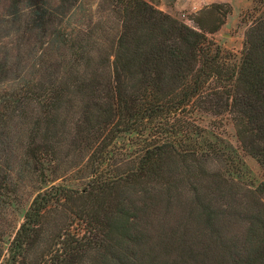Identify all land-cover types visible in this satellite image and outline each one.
Returning a JSON list of instances; mask_svg holds the SVG:
<instances>
[{
	"label": "trees",
	"instance_id": "trees-1",
	"mask_svg": "<svg viewBox=\"0 0 264 264\" xmlns=\"http://www.w3.org/2000/svg\"><path fill=\"white\" fill-rule=\"evenodd\" d=\"M230 9L0 0V161L83 180L37 189L4 264H264V181L228 178L184 115L228 114L264 169V10L233 64L208 38ZM122 132L136 150L111 151Z\"/></svg>",
	"mask_w": 264,
	"mask_h": 264
},
{
	"label": "rangeland",
	"instance_id": "rangeland-1",
	"mask_svg": "<svg viewBox=\"0 0 264 264\" xmlns=\"http://www.w3.org/2000/svg\"><path fill=\"white\" fill-rule=\"evenodd\" d=\"M98 0H86L92 7ZM160 10L168 13L177 20L187 25H193V17L201 8L213 2L228 3L230 13L225 17L221 27L208 34L221 49L222 55L227 61L238 64L244 42V31L250 23L252 16L264 10V0H147ZM192 119V139L200 144H206L216 148L224 157L221 168L224 174L235 181L244 183L249 187H255L264 181V169L255 158L247 154L240 146L229 115L224 113L213 115L204 112L184 114ZM191 126V125H190ZM136 134L134 132H122L114 140L111 151L124 152L136 150ZM45 167H48L45 165ZM18 166L10 159L0 161V248L2 256L0 264H4L7 256V247L15 231L23 221V213L37 189H45L52 183L65 184L71 188H79L83 185L80 176L82 171L70 170L65 177L55 181L50 180V174L45 171V181L32 183L29 176L20 177L17 173ZM264 200V196H263Z\"/></svg>",
	"mask_w": 264,
	"mask_h": 264
}]
</instances>
